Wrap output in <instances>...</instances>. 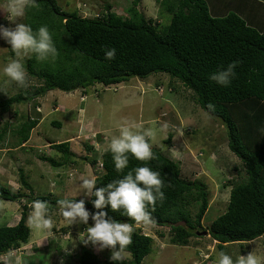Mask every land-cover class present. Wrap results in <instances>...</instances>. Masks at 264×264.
<instances>
[{
    "label": "trees",
    "instance_id": "trees-1",
    "mask_svg": "<svg viewBox=\"0 0 264 264\" xmlns=\"http://www.w3.org/2000/svg\"><path fill=\"white\" fill-rule=\"evenodd\" d=\"M244 1L227 0L226 5L236 10ZM257 1L264 3V0ZM162 5L171 16L169 25L165 26L146 19L136 9L131 10V17H123L108 6L105 14L86 18L77 11H65L56 0H36L35 7L26 9L25 24L34 30L47 26L58 54L55 59L50 57L45 61H38L33 54L27 61L28 74L40 82L38 86L12 96L5 90L0 91V120L3 115L11 114L15 105H30L55 90L71 93L81 89L86 93L96 84L111 87L133 77L144 79L158 73L179 80L207 114L223 123L228 132L229 149L245 165L246 179L231 183L227 211L207 229L218 242L219 250L225 252L226 246H242L264 237V134L259 131L264 128V30L254 27L235 11L224 17L213 16L208 0H162ZM217 5L221 3L213 4V8ZM111 48L116 49V56L108 60L105 50ZM233 62L238 63L230 86H220L210 79L212 73L226 70ZM209 103L215 106L214 111L208 110ZM38 124L37 119L28 117L19 127L16 132L20 146L30 139ZM7 130V125L0 129V145L5 143ZM171 138L172 135L169 142ZM51 147L66 160L75 156L69 142L53 143ZM85 147L89 152L96 151L93 146L85 144ZM40 159L54 168L66 162L46 156ZM84 160L92 166L98 164L97 157L90 160L87 155ZM101 165L103 172L95 177L97 187L106 186L140 166L159 172L165 199L148 206L149 223L169 227L170 242L174 245L188 246L193 237L199 236L195 230L201 227L209 210L208 193L203 184L185 181L179 163L165 155L162 148H153V158L146 162L130 155L128 168L122 172L115 169L109 148L101 155ZM20 183L30 192L28 195L0 184L1 200L28 201L16 226L0 227V256L29 243L32 230L27 221L33 201L57 205L58 200L51 196H34L22 169ZM94 199L84 200L92 214L98 211L92 203ZM193 202L198 205L195 220L189 212ZM104 211L109 218L133 226L132 243L126 249L131 259L119 264H143L153 250V237L136 229L140 223L113 212L110 206ZM89 223L93 221L89 219ZM78 263L114 264L112 260L100 259L91 248L82 250Z\"/></svg>",
    "mask_w": 264,
    "mask_h": 264
},
{
    "label": "rangeland",
    "instance_id": "rangeland-1",
    "mask_svg": "<svg viewBox=\"0 0 264 264\" xmlns=\"http://www.w3.org/2000/svg\"><path fill=\"white\" fill-rule=\"evenodd\" d=\"M56 1L65 11H77L86 18L101 16L110 6L113 12L123 17H131V10L136 9L146 19L159 25H169L171 20L162 0H140L137 4L136 0ZM6 3L7 0H0V25L15 28L19 23L25 24V15L15 22L7 19ZM218 3L221 5L213 8V4ZM226 3L227 0H208L213 16L224 17L235 11L254 27L264 30V3L245 0L234 7L236 10L228 8ZM10 47L0 38V91L5 90L8 96L40 84L27 71V61L33 54L20 58L27 72L25 85L11 81L3 74V67L14 58ZM86 91H51L30 105H15L11 114L2 116L0 129L7 125L8 130L5 143L0 145L3 147L0 150V184L28 195L30 192L20 183L22 169L35 197L88 200L90 196L82 191L80 184L83 179L95 178L103 172L101 155L110 148L112 137L119 135L120 125L128 122L139 125L141 129L152 127L158 130L150 141L153 148H162L165 155L179 163L185 181L204 185L209 210L195 232L208 231L213 220L227 211L231 183L246 179L245 165L229 149L228 132L223 123L207 114L196 103L193 93L167 74H153L144 79L133 77L128 82L111 87L96 84ZM28 117L37 119L39 124L31 133L30 143L21 148L20 136L16 131ZM81 123L85 127L83 132ZM165 124L168 127L159 130ZM170 135L172 138L169 142ZM62 142L71 144L75 156L66 160L62 154L49 148V144ZM85 144L96 146V151H87ZM87 155L90 160L97 157L98 164L92 166L90 161L84 160ZM41 156L66 162L64 166L54 168L42 161ZM26 203L28 201L25 199L19 202L0 199V227L16 226ZM49 207L54 221L51 234L31 228L27 249H22L23 245L16 250L14 257L0 256L2 264H14L16 257H21L22 264H79V256L87 248H91L102 260H111L112 249L101 250L99 246L84 242L85 225L69 224L60 214L58 205ZM189 212L195 220L198 212L195 202L190 204ZM136 229H141L154 239L153 250L143 264H213L221 251L218 242L209 234L193 237L188 246H179L170 242L169 227L140 223ZM252 251L264 258V237L242 246H226L225 253L236 260ZM130 259L131 254L126 252L123 260Z\"/></svg>",
    "mask_w": 264,
    "mask_h": 264
},
{
    "label": "clouds",
    "instance_id": "clouds-1",
    "mask_svg": "<svg viewBox=\"0 0 264 264\" xmlns=\"http://www.w3.org/2000/svg\"><path fill=\"white\" fill-rule=\"evenodd\" d=\"M35 6L36 0H7L5 6L7 19L15 22L17 18L25 15L28 7ZM0 38L11 46L14 53V58L3 67V74L19 85H25L27 81V72L21 57L34 54L38 61H45L50 57L55 59L58 54L47 26L34 30L31 25L24 23L17 24L15 28L0 25ZM115 56V48L105 50L106 59L112 60ZM237 63L233 62L226 70L212 73L210 79L220 86H230L236 76ZM207 108L214 111L215 106L209 103ZM167 127L165 124L159 130ZM157 131L152 127L141 129L139 125L128 122L120 125L119 135L112 137L110 142V151L117 172L128 168L130 155L142 162L153 158V144L150 141L156 136ZM259 131L264 134V128ZM163 187L159 172L147 166H140L103 187H97L95 178L83 179L80 188L87 196L95 197L92 201L98 210L95 214L86 209L84 200L77 202L60 199L57 205L60 214L69 224L80 223L86 226L85 243L99 246L101 250L112 249L111 260L114 264H119L125 258L127 247L132 243L133 226L128 222L109 218L108 212L104 209L110 206L113 212H120L122 216H127L137 223L147 224L151 219L148 206L155 205L157 201L163 202L165 199ZM31 209L28 225L36 231L51 234L54 221L49 213L48 203L41 200L33 201ZM89 219L93 221L92 225H89ZM14 254L12 250L8 253L9 256ZM16 264H22L19 257ZM213 264H264V258L252 251L247 256L241 255L233 260L229 254L220 251Z\"/></svg>",
    "mask_w": 264,
    "mask_h": 264
},
{
    "label": "crops",
    "instance_id": "crops-1",
    "mask_svg": "<svg viewBox=\"0 0 264 264\" xmlns=\"http://www.w3.org/2000/svg\"><path fill=\"white\" fill-rule=\"evenodd\" d=\"M37 108H40V106H38ZM80 127H83L82 132L85 131V127H84V125H82V123H81V126H80ZM31 136H32V135H31ZM30 141H31V137H30V139H29L27 142H25L22 146L19 145V147L24 148V147H25L24 145H27L28 143H30ZM70 145H71V144H70ZM95 147H96V146H95ZM2 148H3V147L0 146V150H2ZM49 148H51V144H49ZM51 149H53V148H51ZM8 150H10V149H8ZM97 150H98V149H97ZM13 151H17V150H14V149H13ZM23 248H26V249H27V244H26L25 246H23L22 249H23ZM19 250H20V249H19ZM13 252L15 253L16 251H13ZM14 255H15V254H14ZM14 255H13V257H14ZM20 258H21V257H20ZM16 259H17V257H16ZM14 264H16V261H15ZM69 264H70V262H69Z\"/></svg>",
    "mask_w": 264,
    "mask_h": 264
},
{
    "label": "water",
    "instance_id": "water-1",
    "mask_svg": "<svg viewBox=\"0 0 264 264\" xmlns=\"http://www.w3.org/2000/svg\"><path fill=\"white\" fill-rule=\"evenodd\" d=\"M207 234H209V232H208V231H204V232H197V235H199V236H204V235H207Z\"/></svg>",
    "mask_w": 264,
    "mask_h": 264
},
{
    "label": "built area",
    "instance_id": "built-area-1",
    "mask_svg": "<svg viewBox=\"0 0 264 264\" xmlns=\"http://www.w3.org/2000/svg\"><path fill=\"white\" fill-rule=\"evenodd\" d=\"M4 256H8V254L4 255Z\"/></svg>",
    "mask_w": 264,
    "mask_h": 264
}]
</instances>
